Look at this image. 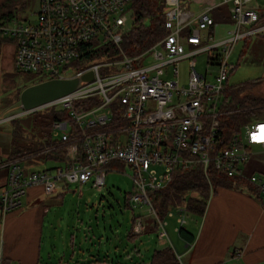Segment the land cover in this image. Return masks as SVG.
<instances>
[{"label": "built area", "instance_id": "obj_1", "mask_svg": "<svg viewBox=\"0 0 264 264\" xmlns=\"http://www.w3.org/2000/svg\"><path fill=\"white\" fill-rule=\"evenodd\" d=\"M67 1L36 0L33 18L21 14L0 21V38L15 42L16 68L40 70L50 77L92 73L90 80L81 81L73 91L18 113L50 105L62 109L64 114L51 123V139L56 145L44 150L54 152L55 146L61 147L55 158L59 165L33 171L16 160L10 162L0 186V211L21 207V197L33 185H40L46 194L54 193L58 183L90 181L92 186L103 187L107 171L121 169L115 163H122L132 170L134 190L127 204L132 209L145 204L157 237L167 241L165 217L175 216L178 226L183 225L187 206L185 202L167 203L160 216L151 202V192L165 189L178 172L190 169L199 170L209 187L212 172L241 181L239 164L247 158L245 147L264 148V119L243 123L241 138L235 131L230 141L231 121L222 119L237 111V105L224 97L229 71L234 68L229 58L237 41L264 29V24L258 26L262 9L257 0H219L218 4L228 5L233 29L225 38L214 39L219 21L212 10L217 5H198L199 9L191 11L187 2L166 0L164 33L153 43L132 55L119 47L114 59L93 60L65 75L58 65L77 55L72 29L95 33L83 13L62 22L70 9ZM128 1L108 0L105 15L93 17L99 26L92 22L97 36L119 45L126 28ZM201 53H205L206 67L213 71L196 69V55ZM148 54L153 61L139 64ZM181 61L187 66L185 84L178 76ZM83 98H90V102L82 104ZM246 181L264 199V176L251 173ZM143 228L137 215L131 230L139 233ZM185 246L190 249L191 242L186 241ZM176 258L180 264L179 256Z\"/></svg>", "mask_w": 264, "mask_h": 264}, {"label": "rangeland", "instance_id": "obj_2", "mask_svg": "<svg viewBox=\"0 0 264 264\" xmlns=\"http://www.w3.org/2000/svg\"><path fill=\"white\" fill-rule=\"evenodd\" d=\"M191 11L197 9L198 5L203 0H185ZM261 13H264V0H257ZM219 0H213L211 4L219 7V12L223 17L228 16V5L218 4ZM26 6L18 10L19 14H24L27 18L34 17V9L36 8V0H26ZM223 9V10H222ZM28 12V13H27ZM127 21L126 27L130 24L131 11L126 10ZM259 27L264 24L263 20H259ZM233 29V25L227 22H218L215 26L214 39H222L228 35V31ZM246 39L248 41H246ZM246 39H241L236 42L234 51L232 52L229 62L234 65V68L228 74V91H232L238 85L243 84L237 92L239 102L237 103V111L240 112L241 119L234 118L229 139L232 138L236 131L238 137L242 136L243 123L252 122L254 120L264 119V29L258 30L255 34H251ZM247 43V46H246ZM242 53V54H241ZM150 54L146 55L142 64L152 62ZM211 67V66H210ZM205 68L213 71L214 68L206 67L205 53L196 55V69L199 72H204ZM65 75L73 74V70L66 68ZM34 75V74H32ZM26 76L31 77L30 73L19 71L14 67L13 63V45L4 43L0 47V154H6L11 149L8 143L9 130L11 128V119L15 116V112L20 111L19 94L23 85L26 84ZM178 76L181 84L187 81V66L185 61L178 63ZM247 83L248 86H245ZM18 90V91H17ZM229 94L228 103H235V99ZM252 95L250 105L242 107L240 100L242 97ZM235 97V93L233 94ZM247 109V111L242 110ZM5 130L6 134L3 133ZM31 130L22 125V132L28 135ZM227 141V142H228ZM242 146V145H241ZM247 158L239 164V168L243 175L242 182L248 183L246 178L251 173H257L264 176V148H259L258 145H249L245 147ZM7 155V154H6ZM0 159L3 157L0 156ZM34 161L37 157H34ZM41 161V159H38ZM120 167L119 170L107 171L104 177L103 187L97 188L92 186L90 181L84 183H68L57 184V189L54 193L46 194L38 192L36 200L43 204L46 208L44 211L43 227L40 237V253L47 260L49 255L50 261L57 263L58 259L64 262H73L75 258L85 260L91 258L93 253L102 252L113 255L114 251L119 252L118 261L122 264H131L137 261V254L133 253L134 246L147 256L152 252L156 245L155 238L150 240L149 234L140 238L128 237V231L131 226L132 218L141 216L142 223H152L153 218L148 213L147 206L141 204L138 208H131L126 203V197L133 192V183L130 178L132 170L129 166L122 163H115ZM55 165L52 160H46L42 163H32L29 170H41ZM219 177H222V175ZM233 188L245 187L240 183L237 177L231 178ZM213 189L219 183H214L212 179ZM25 194L21 197L24 202ZM134 218V219H135ZM174 218H166V229L170 228L171 220ZM195 219L194 215H189L185 226ZM2 219L0 218V227ZM150 236H152L150 234ZM155 237V236H154ZM159 240V239H158ZM172 243L178 248L177 242L171 239ZM86 253V254H85ZM88 254V255H87ZM134 256V259L131 257ZM70 257H72L70 260ZM109 258V257H108ZM40 260L39 264H44ZM138 263V262H137Z\"/></svg>", "mask_w": 264, "mask_h": 264}, {"label": "trees", "instance_id": "obj_3", "mask_svg": "<svg viewBox=\"0 0 264 264\" xmlns=\"http://www.w3.org/2000/svg\"><path fill=\"white\" fill-rule=\"evenodd\" d=\"M182 1L184 3L186 2L185 0ZM67 3L69 4L70 9L66 11L68 15L62 19V22L70 19L71 15H74L75 13H83L82 16L84 18L87 17L86 19H88L91 23V28L95 31V33L89 34L84 31H76L72 29L76 42V46L74 47L77 50V55H71L69 59L62 61L58 65V70L62 74H64L66 68L72 69L73 73L83 69L88 62H94L93 60L98 61L101 58L114 59V57L117 56L119 47L123 49L127 55L139 53L164 33L162 24L165 18L166 0H129L127 6L131 11L130 24L124 29L119 45H115L110 39L104 37L103 35L102 37L97 36V33L99 32L94 29V27L99 28V26L94 22L93 17L95 15H101L102 13L105 15L108 8V0H68ZM26 5V0H0V21L5 22L11 17L18 18V16L21 15L18 13V10L24 8ZM261 11L258 16V21H264V13L262 14ZM212 12L213 17L218 19L219 22L230 23L228 16L223 18L220 16L222 13L219 12V7L213 8ZM92 22L94 23V27ZM77 32L79 33L78 35ZM6 42L13 45L14 63V55L16 51L15 42L11 38H0V47ZM141 63L142 58L139 61V64ZM17 69L31 74V77L26 76V84L23 85L21 90L27 85L50 78L49 74H43V71L40 72V70ZM241 86H243V84H240L236 88L232 89L234 91L233 94L235 93V97L231 94L232 91L227 90L225 91L224 97L226 98V96L231 94L234 99L236 98L235 105H237L239 97L236 96L237 92L241 89ZM245 86L249 87L250 85H247L246 83ZM21 90H17V94H19ZM251 96L252 95H247L241 98L240 104L242 107L252 104ZM87 101L90 102V98H83L81 103L84 104ZM78 103H80V100ZM20 109V111L12 113L15 114L14 117L7 120L8 122H11L8 139L11 149L5 159L9 160L16 155L21 158H26L31 162L32 158L34 159V157H37L38 163H42L46 160H52L55 162L54 166L45 169H51L59 165V162L55 161V158H57L59 153H61V147L58 148V146H55L54 152L51 150H44L47 149L46 147L56 145L57 141L51 139V123L53 119L64 114L61 112L62 109L56 107L55 105H50L35 111L18 114L23 110L22 107ZM242 110L248 112L247 109ZM234 118L236 120H240V112L222 116L223 120L228 119L231 121V126L233 125ZM22 125L28 127L30 130L32 128V131L28 135H25V133L22 132ZM38 159H41V161ZM211 176L212 178H218V181H227L225 180L226 178L218 177L214 172H212ZM207 188L208 185L206 179L200 174V171L190 169L185 172H178L172 182L165 189L151 192V202L160 216L163 214L167 203L175 204L180 202H185L186 206L194 214H203L206 204L205 199L208 191ZM134 218L131 220V226ZM150 224L154 226L153 222ZM131 226L128 231V237H131L132 239L136 238V236L139 237L143 231L139 234L133 233ZM153 226L150 227V230H156V227ZM182 233L184 237L192 240V234L189 231L182 230ZM133 250L137 253L136 246H134ZM98 255V252L96 254L93 253L91 256L92 259L89 261L94 259L93 261L95 262H102L103 260L98 259L99 257L95 259ZM101 258H105V256H102ZM111 259L112 258L109 257L107 258L108 261L104 260L103 262L106 261L109 263ZM1 264H9V261L5 258H1ZM53 264H61V262L58 260L57 263ZM66 264H68V262H66ZM116 264L122 263L117 262ZM139 264H146V262L143 260ZM147 264H179V261L176 259L172 249L169 246H164L163 248L153 250L149 256Z\"/></svg>", "mask_w": 264, "mask_h": 264}, {"label": "crops", "instance_id": "obj_4", "mask_svg": "<svg viewBox=\"0 0 264 264\" xmlns=\"http://www.w3.org/2000/svg\"><path fill=\"white\" fill-rule=\"evenodd\" d=\"M211 1L213 0H203L199 5L202 7ZM246 41L248 40L246 39ZM3 133L8 132L3 130ZM5 153L8 154L6 150ZM6 154H0L3 157L0 159V186L4 182L10 162L16 160L26 166L38 163L33 158L31 162L26 158L16 159L18 157L16 155V157L6 160ZM212 179L215 184H219L216 191L214 187L213 193L212 183L210 187L208 186L203 214H194L186 207V221L189 215L195 216V219L188 226H185L186 222L178 226L177 221L171 220L170 228L166 229L165 227L168 240L164 241L157 237V230H150L153 225L147 223L137 238L149 234L150 240L152 237L156 240L153 250L169 246L175 257L179 256L182 264H264V199L252 185L244 183L242 180L240 183L245 187L233 188L231 187L233 182L231 178H226V182L218 181V178L210 176V182ZM40 191L42 192L40 185L30 186L27 188L21 207L4 213L0 211V218L2 219L0 257L7 259L9 264H39L40 260L45 264L54 263L49 262V255L46 260L40 253L43 214L46 209L35 198ZM168 218H174V216ZM182 230L189 231L192 234V240L184 237ZM171 239L177 242L178 248L174 246ZM186 241L191 242V247L188 250L185 246ZM133 253L137 254V261H133L134 264H139L143 260L147 264L150 255L145 259L146 255L141 253L138 247L137 253L135 250ZM119 255L117 251H114L112 256L102 252V256L105 258H101L102 256L99 254L95 259L99 257L98 259L108 261L107 258L110 257L112 259L109 263L116 264L119 262ZM71 258L70 260H72ZM131 258L134 259V256ZM62 259L64 258L60 257L58 260L61 262ZM91 259L80 260L75 258L73 262H68V264L95 262L94 259L89 261ZM106 261L104 263H107ZM130 262L132 263V261ZM61 264H66V262H61Z\"/></svg>", "mask_w": 264, "mask_h": 264}, {"label": "water", "instance_id": "obj_5", "mask_svg": "<svg viewBox=\"0 0 264 264\" xmlns=\"http://www.w3.org/2000/svg\"><path fill=\"white\" fill-rule=\"evenodd\" d=\"M91 78V71H87L85 73L67 77H50L27 85L19 93L20 106L23 108V110H30L73 91L79 86L81 81H88ZM82 264L110 263L86 262Z\"/></svg>", "mask_w": 264, "mask_h": 264}, {"label": "clouds", "instance_id": "obj_6", "mask_svg": "<svg viewBox=\"0 0 264 264\" xmlns=\"http://www.w3.org/2000/svg\"><path fill=\"white\" fill-rule=\"evenodd\" d=\"M144 227H145V225H144ZM143 230H144V228H143ZM143 230H142V231H143ZM142 231H141V232H142ZM139 233H140V232H139ZM139 233H137V234H139ZM110 264H111V263H110Z\"/></svg>", "mask_w": 264, "mask_h": 264}]
</instances>
